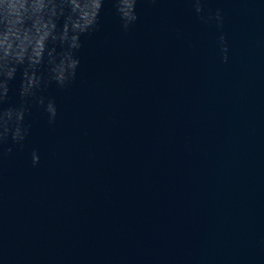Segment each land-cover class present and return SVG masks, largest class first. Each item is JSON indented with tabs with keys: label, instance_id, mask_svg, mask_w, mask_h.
<instances>
[{
	"label": "water",
	"instance_id": "obj_1",
	"mask_svg": "<svg viewBox=\"0 0 264 264\" xmlns=\"http://www.w3.org/2000/svg\"><path fill=\"white\" fill-rule=\"evenodd\" d=\"M217 9L139 0L125 31L106 0L55 122L0 157V264H264V0Z\"/></svg>",
	"mask_w": 264,
	"mask_h": 264
},
{
	"label": "clouds",
	"instance_id": "obj_2",
	"mask_svg": "<svg viewBox=\"0 0 264 264\" xmlns=\"http://www.w3.org/2000/svg\"><path fill=\"white\" fill-rule=\"evenodd\" d=\"M106 0H0V157L11 154L13 146H23L30 132L26 117L33 106L41 107L54 123L58 108L54 98L42 94L51 85L68 88L80 66L78 53L82 37L100 30V14ZM123 30L138 21L139 0H107ZM155 3L156 0H151ZM201 21H215L223 28L222 10L205 16L204 0H191ZM223 60L228 61L226 37L219 36ZM20 73L16 105L5 104L13 92L11 84ZM9 140L12 145L5 149ZM40 157L32 152L33 164Z\"/></svg>",
	"mask_w": 264,
	"mask_h": 264
}]
</instances>
